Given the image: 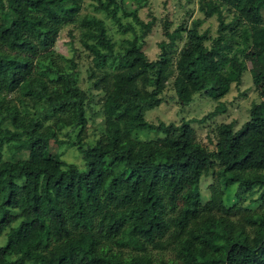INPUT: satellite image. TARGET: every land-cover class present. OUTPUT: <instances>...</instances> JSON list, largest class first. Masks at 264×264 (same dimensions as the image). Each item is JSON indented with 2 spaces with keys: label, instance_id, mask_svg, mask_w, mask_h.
I'll use <instances>...</instances> for the list:
<instances>
[{
  "label": "trees",
  "instance_id": "16d2710c",
  "mask_svg": "<svg viewBox=\"0 0 264 264\" xmlns=\"http://www.w3.org/2000/svg\"><path fill=\"white\" fill-rule=\"evenodd\" d=\"M87 1L131 36L115 47L80 0H0V264H264V0H196L200 16L163 26L152 59L141 46L153 20L137 14L146 0ZM210 16L213 34L200 26ZM64 27L91 63L84 89L74 56L52 48ZM243 59L259 100L237 128L214 127L212 148L193 119L144 118L169 79L177 104L218 100L240 82ZM95 94L102 128L84 144ZM64 128L82 168L48 150Z\"/></svg>",
  "mask_w": 264,
  "mask_h": 264
},
{
  "label": "rangeland",
  "instance_id": "374dc122",
  "mask_svg": "<svg viewBox=\"0 0 264 264\" xmlns=\"http://www.w3.org/2000/svg\"><path fill=\"white\" fill-rule=\"evenodd\" d=\"M125 1V9L135 7L131 0ZM80 13H91L97 17L102 18L107 28L108 34L114 41V46L118 47L120 39L123 37H130L129 32L120 33L116 26L106 18L101 12H94L87 0H80ZM137 14L142 20L152 19V26L149 32L143 39L141 49L148 59L155 58L158 54L157 43L164 39L162 34L163 26L172 29L180 22L186 25L189 20L194 17H199L200 14L196 10V0H146L144 4L137 8ZM264 18V11H262ZM129 20V17L123 18L122 21ZM201 27H208L211 34L216 28V19L214 16L206 18L200 25ZM67 28H62L53 43V49L56 53H60L66 57L74 56L76 63V83L81 88H86L88 80L86 78V68L91 63L86 54L80 49L76 37L67 34ZM253 43L257 41L255 33L251 36ZM182 41H179L181 44ZM245 70L242 72L240 82L238 84L231 83L228 91L218 100H213L206 97L202 93H195L191 101L186 105H180L175 102L174 93L170 84V79L164 85L162 93V101L155 107L145 109L143 112L144 118L151 122H174L180 120L193 119L190 122L193 128L194 136L197 141L204 144L207 148H212L214 143L213 129L223 122H232L233 129L237 128L248 117V111L252 102L258 101L256 92L252 89L250 76L247 69L250 67L249 62L243 59ZM94 93L95 91H91ZM95 94L92 98L88 108L85 109L86 125L82 141L84 144H90L98 136L101 131V116L100 108L97 103V96ZM222 106L223 110L217 111L210 115L214 107ZM74 131L68 128L62 129L58 134V139L61 143H56L51 139L48 141V150L56 153L61 160L63 167L82 168V160L76 147L69 144V140L73 139ZM139 138H153L156 136V131L141 130L137 135ZM4 159L8 158L6 153L2 156ZM211 181L210 173L202 175L199 178L198 189L201 195V201H204L208 196L207 184ZM234 185L228 187L225 192L226 197L231 198ZM6 233L0 234V245L4 243Z\"/></svg>",
  "mask_w": 264,
  "mask_h": 264
}]
</instances>
